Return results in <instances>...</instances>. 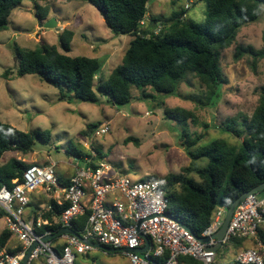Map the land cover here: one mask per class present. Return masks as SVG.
<instances>
[{"label": "rangeland", "instance_id": "374dc122", "mask_svg": "<svg viewBox=\"0 0 264 264\" xmlns=\"http://www.w3.org/2000/svg\"><path fill=\"white\" fill-rule=\"evenodd\" d=\"M36 5L47 9V18H53L57 28H39ZM181 12L185 20L204 25V0H149L147 3L149 17L166 20L173 13ZM147 20H143L145 24ZM8 21V27L0 31V121L21 132L47 130L51 137L47 143L36 139L27 155L14 151L5 153L0 158V166L10 158L43 165L50 157L56 163L57 175H62L63 180L73 175L76 168L82 169L87 162L95 165L101 160L111 166L113 175H129L132 179L178 174L191 162L180 146L185 139L183 132L189 138H199L193 149L215 139H224L238 146L241 140L225 130V123L235 118L238 121L236 128L241 130L244 126L241 121L250 117L257 104L259 90L264 87V57L256 61L247 54L235 57L238 46L264 51V5L258 20L244 25L235 41L220 51L224 84L214 106L198 103L205 102V88L192 73L185 76L173 96L153 93V98H144L142 90L132 88V99L121 107L112 105L100 95H97V104L59 102L57 90L38 76L17 75L19 64L14 58V47L33 50L55 45L59 52L70 57L97 58L101 64L99 76L104 81L121 63L130 38L113 36L105 27L102 16L85 0H23L20 7L12 10ZM62 30L73 33L68 52L58 44V34ZM8 69L11 73L5 78L3 73ZM146 92L151 91L146 89ZM176 107L190 111L193 117L187 122L165 118L163 109ZM105 122L109 132L96 136L93 131ZM91 124L95 128L88 129ZM70 145L85 157L67 155L65 150ZM97 153H101L103 158L98 159ZM195 162L198 166L204 164V160ZM4 229L3 219H0V233ZM16 241L11 237L7 246L16 245ZM233 246H222L213 264H234L237 249ZM256 247L255 243L250 248ZM87 253L84 256L76 254L74 264H128L120 253L106 254L94 247Z\"/></svg>", "mask_w": 264, "mask_h": 264}, {"label": "trees", "instance_id": "16d2710c", "mask_svg": "<svg viewBox=\"0 0 264 264\" xmlns=\"http://www.w3.org/2000/svg\"><path fill=\"white\" fill-rule=\"evenodd\" d=\"M22 1L0 0V31L8 27V17L13 9L21 6ZM85 1L102 16L105 27L113 36L130 38L121 63L111 70L107 79H100L101 64L97 58L70 57L59 52L55 45L33 50L14 47V58L19 64L17 75L38 76L41 81L57 90L59 102L97 104V95H100L117 107L130 102L132 88L142 90L144 98H153V93L173 96L189 73L205 88V102L198 103L214 106L220 87L224 84L220 51L227 49L235 41L244 25L258 20L261 6L264 5V0H204L206 18L204 25H198L185 20L183 12L173 13L166 20L154 16L147 20L149 0ZM35 8L38 10L36 15L39 22L48 20L45 7L36 5ZM143 20H147L146 24L141 25ZM158 27L159 30L156 31ZM72 39L73 33L70 30H62L58 34V44L64 52L69 51ZM243 54L251 56L254 61L264 57V51H256L250 46H238L235 57ZM10 73L9 69L5 70L3 77L8 78ZM146 89L151 92H146ZM163 113L165 118L175 121L187 122L193 117L190 111L180 107L164 108ZM241 122L244 125L241 130L236 128L238 121L235 118L225 123V130L235 139L241 140L238 146L229 144L224 139H215L205 146L193 149L199 138H189L184 131L185 139H182L180 146L185 149L191 162L178 174H168L161 178L166 182L167 214L187 226L197 237L210 224L217 207L230 206L241 194L264 183V87L259 90L257 104L250 117ZM87 128H95V125H88ZM50 137L47 130L21 132L0 121V158L10 151L27 155L32 151L36 139L47 143ZM65 153L74 158L85 157L72 145L66 148ZM96 157L103 158L101 153H97ZM197 160H204V164L198 166L195 162ZM29 166L22 160L10 158L0 166V188H11L13 180L21 182L23 173ZM90 166L94 167V164L91 163ZM61 182L67 184L68 180ZM49 205L50 209L47 208L43 217L51 225L43 226L37 232L51 230L54 234L61 229L55 220L59 218L64 206H58L53 201ZM3 217L4 212L0 210V219ZM85 221L86 216L75 220L72 231L77 233L81 230ZM10 238V232L6 228L2 230L0 251L4 249L15 254L21 246L18 244L14 248H8ZM55 238L57 237L53 241ZM258 240L264 246V236L258 234ZM244 241V238L231 237L227 244L234 245L236 249ZM55 249L61 251L62 246L58 244ZM220 249L216 251L215 257ZM177 264L201 262L182 256L178 258Z\"/></svg>", "mask_w": 264, "mask_h": 264}, {"label": "built area", "instance_id": "2783aa9c", "mask_svg": "<svg viewBox=\"0 0 264 264\" xmlns=\"http://www.w3.org/2000/svg\"><path fill=\"white\" fill-rule=\"evenodd\" d=\"M108 132L106 122L94 130L96 136ZM55 168L56 163L52 161L47 165L32 164L24 171L21 182L13 180L11 188H0L5 228L21 246L15 254L1 250L0 264H21L31 246L25 264H74L76 254L83 255L92 248L82 240L123 250L119 253L128 264H177L182 256L192 257L201 264H213L216 251L208 248L216 244L212 235L223 222L225 207L214 211L210 224L200 236L208 240L202 243L184 224L167 214L166 182L161 178L113 175L111 166L101 160L94 167L87 162L82 169L76 168L68 183L63 184ZM37 190L49 194L56 205L64 206L59 216L61 229L72 230L73 222L86 216L83 228L76 233L78 236L57 237L62 239L61 251L55 249L58 244L53 238H46L53 234L51 230L37 232L50 225L49 221L26 217L29 195ZM262 225L264 191L248 195L229 221L222 245L231 237L257 241L256 248L237 252L236 264H264V246L258 240ZM143 247V252H136Z\"/></svg>", "mask_w": 264, "mask_h": 264}, {"label": "water", "instance_id": "95a60500", "mask_svg": "<svg viewBox=\"0 0 264 264\" xmlns=\"http://www.w3.org/2000/svg\"><path fill=\"white\" fill-rule=\"evenodd\" d=\"M39 22V21H38ZM39 28L40 29H55L57 28L56 26V21L53 19V18H50L48 20H46L45 22H39ZM261 191H264V183L256 186L255 188L251 189L250 191L248 192H245L243 194H241L238 198H236L231 204L230 206L228 207H225V217L223 219V222L220 226V228L217 230V232H215L213 235H212V238L215 239L216 241V244L213 248H208L209 250L211 251H217L221 246H222V240L225 236V233H226V230L228 228V225H229V221L231 219V216L235 210V208L248 196V195H251V194H254V193H258V192H261ZM184 227H186L190 232H192L187 226L183 225ZM65 234H69V235H74V236H78L75 232H73L71 229H67V228H64V229H60L59 231L56 232V234H52L51 236H47L46 238L49 239V238H54L55 236H59V235H65ZM197 240L200 241V242H206L208 240V237H200L198 238L197 237ZM84 241L87 245L91 246L92 248H99L101 249L103 252L105 253H108V254H112V253H119V252H123V250H116V249H112V248H106V247H103L99 244H96V243H92V242H88V241H85V240H82ZM33 248V246H31L27 253H26V256L25 258L23 259V261L21 262V264H25L26 262V259L29 255V252L31 251V249ZM145 249V247L141 248V249H138L136 250V252L140 253V252H143Z\"/></svg>", "mask_w": 264, "mask_h": 264}, {"label": "crops", "instance_id": "0c3cea01", "mask_svg": "<svg viewBox=\"0 0 264 264\" xmlns=\"http://www.w3.org/2000/svg\"><path fill=\"white\" fill-rule=\"evenodd\" d=\"M148 17H149V15L147 14L146 18H148ZM47 159H49V160L46 162V164H49V162H51V161L54 162L53 159H51L50 157L47 158ZM38 165H42V164H38ZM55 173H56V176H57L58 180L60 179V182L61 181H66L72 176V174H70V176L65 177L64 180H63V179H61L62 175L60 177L57 175V169L56 168H55ZM127 176H129V175H127ZM145 177H147V176H145ZM29 199H30V201H29V205H28V207L26 209V217L27 218H40L42 220L48 221L47 219H45L43 217V214L48 210L47 208L50 206L49 204L53 201L52 197L49 194H46L43 190H37V191H35V192H33V193H31L29 195ZM45 201H47V203H45ZM53 202L55 203V201H53ZM55 223L56 224L59 223V218L57 220H55ZM49 224L51 225V223H49ZM50 225H48V226H50ZM258 234L264 236V225H262L259 228ZM60 241H62V239L57 238V239H55L54 242H55V244H59ZM256 242L257 241L255 239H245V241L242 243V246L240 248H236L237 249L236 251L238 252L240 250H245L247 248H250L251 245L254 246ZM18 244L19 243L17 242L16 245H13L12 247H8V248H10V249L14 248ZM106 254H108V253H106ZM84 255H86V253L83 254V256Z\"/></svg>", "mask_w": 264, "mask_h": 264}, {"label": "clouds", "instance_id": "9594fccd", "mask_svg": "<svg viewBox=\"0 0 264 264\" xmlns=\"http://www.w3.org/2000/svg\"><path fill=\"white\" fill-rule=\"evenodd\" d=\"M143 23H144V21L141 22V25H143ZM30 165H32V164H30ZM37 165H38V164H37ZM44 165H47V164H44ZM2 219H3V218H2ZM58 231H59V230H58ZM55 234H56V233H55ZM59 236H60V235H59ZM55 237H58V236H55ZM222 246H223V245H222ZM222 246H221V247H222ZM221 247H220V248H221ZM234 263H235V262H234Z\"/></svg>", "mask_w": 264, "mask_h": 264}]
</instances>
